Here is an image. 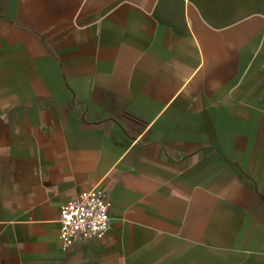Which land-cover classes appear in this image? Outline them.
I'll return each instance as SVG.
<instances>
[{
	"label": "crops",
	"instance_id": "1",
	"mask_svg": "<svg viewBox=\"0 0 264 264\" xmlns=\"http://www.w3.org/2000/svg\"><path fill=\"white\" fill-rule=\"evenodd\" d=\"M0 264H264V0H0Z\"/></svg>",
	"mask_w": 264,
	"mask_h": 264
},
{
	"label": "built area",
	"instance_id": "2",
	"mask_svg": "<svg viewBox=\"0 0 264 264\" xmlns=\"http://www.w3.org/2000/svg\"><path fill=\"white\" fill-rule=\"evenodd\" d=\"M109 208L106 196L95 189L82 191L63 203L58 215L62 246L103 238L110 226Z\"/></svg>",
	"mask_w": 264,
	"mask_h": 264
}]
</instances>
